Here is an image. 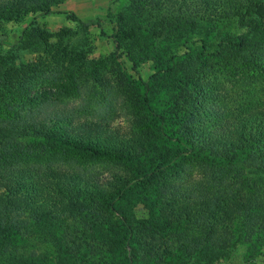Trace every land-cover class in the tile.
Returning <instances> with one entry per match:
<instances>
[{
	"label": "trees",
	"instance_id": "1",
	"mask_svg": "<svg viewBox=\"0 0 264 264\" xmlns=\"http://www.w3.org/2000/svg\"><path fill=\"white\" fill-rule=\"evenodd\" d=\"M65 1L0 0V30ZM127 1L118 52L96 64L68 30L33 23L20 42L37 38L44 57H0V264H220L237 221L248 252L264 246V0ZM94 87L102 110L85 105ZM123 112L127 132L111 126ZM69 153L105 159L110 174L69 168ZM138 203L158 218L138 220Z\"/></svg>",
	"mask_w": 264,
	"mask_h": 264
},
{
	"label": "rangeland",
	"instance_id": "2",
	"mask_svg": "<svg viewBox=\"0 0 264 264\" xmlns=\"http://www.w3.org/2000/svg\"><path fill=\"white\" fill-rule=\"evenodd\" d=\"M128 7L129 3L127 0H67L56 7L53 13L48 16H28L24 21L7 22L3 25L4 31L0 30V33L6 34V37L0 36V57L3 58L6 65L9 66L38 63L39 60L44 57L42 44L37 38L32 41L28 39L25 43L20 42V38L25 40L26 36L24 32L29 29L32 26L31 23H33L34 26L41 29V31L53 35L63 30H68L69 36L65 38L64 42L71 50L84 54L87 62L95 61L94 64H96V61H100L99 59L118 52L113 40V35L117 28L116 16L127 12ZM72 15L77 17L83 25H79V23L71 17ZM103 33L105 35H102ZM119 62L124 71L127 72L129 79L133 80L136 78L132 71V64L125 55L119 58ZM154 67L152 62L145 61L141 64L140 69L145 81H149V78L155 73ZM63 84V86H65L66 83L64 82ZM89 88L91 87L89 86ZM94 89H96V91L93 92L92 95L83 96V99L87 97L85 105L88 110H102L104 104L100 96L103 92L98 87H94ZM97 92H100V94ZM70 93L69 91V94ZM64 96L70 104L69 106L78 107L80 105L79 102L73 101L72 97L68 94ZM88 96L91 98H88ZM163 97L164 94H162L161 100ZM116 110H126L125 107L123 108L122 99L120 102L117 101ZM111 126L122 132H127L130 129V124L124 112L122 116L117 117L111 122ZM54 154L58 160L57 162L60 164L61 153L55 151ZM67 158H69V162L72 164V167L69 166V168L81 170L86 174H93L100 178V180H103L110 174L111 165H108L105 159L97 158L93 160L85 156L75 155L74 153H69ZM72 160H76L75 165L71 162ZM151 170L152 168L145 167L140 168L138 171L140 175L143 176ZM128 207L129 206L126 208L124 207L127 213H129ZM133 212L140 221L149 220L154 222L158 218V208L151 203H138ZM120 219L118 214H115L112 220L114 228L119 232L121 231ZM235 224L234 229L236 237L238 238L233 250V255L230 259L220 264H264V246L261 247V245H257V247H253L250 244L253 248L251 247L248 252V249L239 242L242 238L240 221H237Z\"/></svg>",
	"mask_w": 264,
	"mask_h": 264
}]
</instances>
